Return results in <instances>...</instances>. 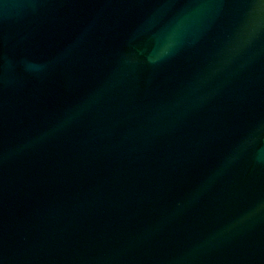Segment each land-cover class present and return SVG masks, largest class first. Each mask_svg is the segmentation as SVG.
I'll return each mask as SVG.
<instances>
[{
  "label": "water",
  "instance_id": "water-1",
  "mask_svg": "<svg viewBox=\"0 0 264 264\" xmlns=\"http://www.w3.org/2000/svg\"><path fill=\"white\" fill-rule=\"evenodd\" d=\"M195 2L0 0V264H264V9L148 63Z\"/></svg>",
  "mask_w": 264,
  "mask_h": 264
},
{
  "label": "clouds",
  "instance_id": "clouds-1",
  "mask_svg": "<svg viewBox=\"0 0 264 264\" xmlns=\"http://www.w3.org/2000/svg\"><path fill=\"white\" fill-rule=\"evenodd\" d=\"M22 7H27V5H22ZM212 7H220L218 3H215L214 0H197V2L193 3L190 7V10L181 15L177 21L174 23L172 28L169 30L167 35L163 38V42L156 48L152 49L149 57L148 63H157L164 58L172 55L174 51L178 48V46L182 45L186 42V37L189 35V30L192 26L199 23L200 18L206 13V11ZM252 8L259 13L262 9H264V0H253ZM260 22L254 21L253 25L249 28V30L240 35L239 39L231 42L227 47L226 51H223V59L218 63L217 66L211 69L209 75H214L216 72L221 71L225 66L231 63L232 59L237 56L241 49L251 43V40L254 34L259 33ZM135 59L131 55H126L125 63H135ZM208 76L200 77L196 81L194 88H198L204 80H206ZM100 99V96L93 98V102H97ZM202 99V98H201ZM65 121H61L57 126L56 131L59 127L64 125ZM261 128H264V125H261ZM259 133V129L257 130ZM46 133L45 135H48ZM261 139V136L258 134H253L244 142L246 146L256 145L257 142ZM237 157L235 155L229 156L226 158L224 166L218 170L213 177L209 178L207 181L194 195L193 200L198 199L200 194L207 190L208 186L214 181L216 176L222 174L224 168H226L229 164H231ZM257 162L264 163V154H257ZM183 204H179L178 208H183ZM264 211V201L258 203L257 207L250 212L248 215L252 216L257 213Z\"/></svg>",
  "mask_w": 264,
  "mask_h": 264
}]
</instances>
